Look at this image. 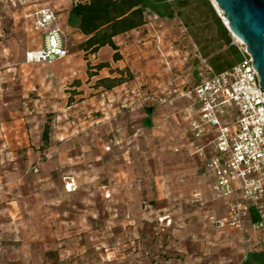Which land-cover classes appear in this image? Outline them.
<instances>
[{"label":"rangeland","instance_id":"obj_1","mask_svg":"<svg viewBox=\"0 0 264 264\" xmlns=\"http://www.w3.org/2000/svg\"><path fill=\"white\" fill-rule=\"evenodd\" d=\"M85 1L0 0V264H243L263 252L248 220L239 231L212 219L229 201L212 199L196 153L209 140L194 137L184 97L204 71L199 23L152 14L150 42L118 37L117 62L108 46L83 50L68 24ZM52 28L67 56L40 61Z\"/></svg>","mask_w":264,"mask_h":264},{"label":"built area","instance_id":"obj_2","mask_svg":"<svg viewBox=\"0 0 264 264\" xmlns=\"http://www.w3.org/2000/svg\"><path fill=\"white\" fill-rule=\"evenodd\" d=\"M53 21L54 15L43 11L38 24L48 27ZM233 44L242 53L241 62L217 75L207 59L200 57L201 82L184 97L192 102L188 110L194 137L209 140L196 153L204 159L203 176L212 182V199L229 201L226 218L212 219L239 231L248 220L254 230L264 232V92L253 57L235 37ZM33 55L40 61L65 58L61 30H48L45 46ZM253 215L257 222L251 221Z\"/></svg>","mask_w":264,"mask_h":264},{"label":"trees","instance_id":"obj_3","mask_svg":"<svg viewBox=\"0 0 264 264\" xmlns=\"http://www.w3.org/2000/svg\"><path fill=\"white\" fill-rule=\"evenodd\" d=\"M152 14L180 19L188 15L193 19L191 25L199 23L203 35L197 40L201 57L207 59L215 74L241 62L242 53L233 44V36L212 0H87L71 7L68 22L85 36L83 50L95 54L108 46L116 52L114 60L119 61L115 38L147 24ZM145 125L152 126L150 122ZM49 130L47 125L43 132L46 142L50 139ZM251 221L257 222L258 217L253 215ZM243 264H264V251L249 254Z\"/></svg>","mask_w":264,"mask_h":264},{"label":"water","instance_id":"obj_4","mask_svg":"<svg viewBox=\"0 0 264 264\" xmlns=\"http://www.w3.org/2000/svg\"><path fill=\"white\" fill-rule=\"evenodd\" d=\"M232 36L245 45L264 92V0H212Z\"/></svg>","mask_w":264,"mask_h":264},{"label":"crops","instance_id":"obj_5","mask_svg":"<svg viewBox=\"0 0 264 264\" xmlns=\"http://www.w3.org/2000/svg\"><path fill=\"white\" fill-rule=\"evenodd\" d=\"M68 16H69V13H68ZM67 21H68V19H67ZM149 22H150V20H149ZM149 22L147 23V24H145V25H143L142 27H140V28H138V29H135V30H133V31H130V32H128V33H126V34H122V35H119V36H117L116 38H115V42H116V39L118 38V37H120V36H123V35H127V34H130L131 36L134 34V35H137L136 36V38L138 39V40H141V41H144L145 42V44H147V43H149L150 41H148V38L147 37H144L142 34H143V32L145 31V28L147 27V25L149 24ZM68 24H69V22H68ZM78 30V29H77ZM79 31V30H78ZM81 33V32H80ZM139 35H142L144 38H142L141 36H139ZM149 37V36H148ZM117 44V43H116ZM64 45H65V47H66V44H65V41H64ZM105 48V47H104ZM117 62H119V61H117ZM209 147V150H212V146H208ZM207 182H208V188H209V191H210V194L212 195V182H211V180L209 179V178H207Z\"/></svg>","mask_w":264,"mask_h":264}]
</instances>
